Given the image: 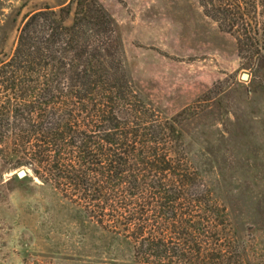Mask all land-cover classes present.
Wrapping results in <instances>:
<instances>
[{
	"label": "trees",
	"instance_id": "16d2710c",
	"mask_svg": "<svg viewBox=\"0 0 264 264\" xmlns=\"http://www.w3.org/2000/svg\"><path fill=\"white\" fill-rule=\"evenodd\" d=\"M198 4L238 53L264 62L254 1ZM116 46L112 22L90 0L27 15L0 63V160L78 206L123 248L125 264H245L181 131L132 91Z\"/></svg>",
	"mask_w": 264,
	"mask_h": 264
},
{
	"label": "rangeland",
	"instance_id": "374dc122",
	"mask_svg": "<svg viewBox=\"0 0 264 264\" xmlns=\"http://www.w3.org/2000/svg\"><path fill=\"white\" fill-rule=\"evenodd\" d=\"M70 1L0 0V63L11 57L27 15ZM90 1L113 24V60L132 91L181 131L188 163L226 210L243 261L264 264V62L238 53L198 0ZM252 1L259 28L264 0ZM2 162L0 264H125L123 248L78 206L27 168L20 169L31 181L8 182L20 169Z\"/></svg>",
	"mask_w": 264,
	"mask_h": 264
},
{
	"label": "water",
	"instance_id": "95a60500",
	"mask_svg": "<svg viewBox=\"0 0 264 264\" xmlns=\"http://www.w3.org/2000/svg\"><path fill=\"white\" fill-rule=\"evenodd\" d=\"M241 78H242V80H246L248 78V76L247 75H242ZM15 175L17 176L18 179H23V178H25L27 176V172L24 169H20V170H18L15 173Z\"/></svg>",
	"mask_w": 264,
	"mask_h": 264
}]
</instances>
